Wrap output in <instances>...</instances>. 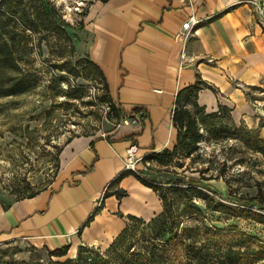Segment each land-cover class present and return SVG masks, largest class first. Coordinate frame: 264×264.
<instances>
[{"label":"crops","instance_id":"0c3cea01","mask_svg":"<svg viewBox=\"0 0 264 264\" xmlns=\"http://www.w3.org/2000/svg\"><path fill=\"white\" fill-rule=\"evenodd\" d=\"M244 1L100 3L82 48L101 71L106 99L120 110L125 123L103 137L71 138L61 150L50 188L0 211V241L23 238L50 251L68 246L72 258L79 247L108 248L128 216L147 222L158 215L162 204L157 194L131 174L119 176L131 143L138 145L142 156L176 144L171 122L176 94L199 76L212 88L198 93V104L207 113L227 107L247 122L255 119L252 108L264 109V95L250 102L243 90H264V25ZM192 12L200 23L185 43L192 62L181 67L182 42L176 36ZM134 109L144 110L147 118L139 120ZM120 191L126 196L117 199ZM105 192L111 195L104 197ZM100 202V212L84 226Z\"/></svg>","mask_w":264,"mask_h":264},{"label":"rangeland","instance_id":"374dc122","mask_svg":"<svg viewBox=\"0 0 264 264\" xmlns=\"http://www.w3.org/2000/svg\"><path fill=\"white\" fill-rule=\"evenodd\" d=\"M11 1V7L0 6V22L16 42L18 69L4 66L0 81L7 87L13 76L28 87L23 94L0 98V211L16 199L50 188L68 140L81 135L103 137L123 124L120 117H105L101 108L105 92L87 66L82 48L103 0ZM243 90L250 102L264 95L259 88ZM225 108L214 119L203 120L199 126L203 140L195 152L150 163L147 175L162 189L166 178L184 181V198L172 192L166 198L174 200L176 213L186 222L187 240L195 239L216 259L226 254L224 264H264V209L245 204L257 194L264 198V129H260L264 109L252 108L255 119L243 122ZM193 113L199 120L204 118ZM194 189L200 198L192 197ZM128 235L116 248L128 244L127 255L133 260L150 230L145 223H134ZM86 249L91 253L86 257L106 255L105 249ZM49 252L31 240L11 238L0 241V264L62 263L76 259L78 253L55 258ZM170 256L177 264V254Z\"/></svg>","mask_w":264,"mask_h":264},{"label":"trees","instance_id":"16d2710c","mask_svg":"<svg viewBox=\"0 0 264 264\" xmlns=\"http://www.w3.org/2000/svg\"><path fill=\"white\" fill-rule=\"evenodd\" d=\"M11 2V0H0V6L11 7ZM104 2H106V0L102 1V3ZM44 12H46V10H44ZM26 22L30 24V30L35 31V26L32 25L33 22L30 20ZM43 23L44 21H42V24ZM6 28L7 25L0 22V73L4 66H7L11 71L18 69V48L11 31H7ZM86 64L100 79L99 85H101L102 90L106 92L107 87L99 68L89 60ZM27 87L28 86L23 79L11 76L8 78L7 87H2L0 81V98L23 94L27 91ZM202 89L212 90L210 86L204 83L199 76H197L193 85L183 88L176 94L174 98V108L171 115L172 125L177 131L176 144L170 150L163 149L157 153H149L147 154L146 159L162 164L165 161L170 162L178 155H190L197 150L198 144L203 140V134L199 132V126L203 120H212L216 117V115H220L221 112L226 111L225 107L218 106L217 111L206 114L205 108L198 104V93ZM101 103H108L111 106L110 108L112 114L108 117L109 120L119 118L120 110L117 107L107 101V99ZM194 110L204 115V118L199 120L196 117V114L193 113ZM132 112L141 121L147 118L145 111L142 109H134ZM260 129H264V126H260ZM129 138L130 137L126 139ZM108 142L111 143L112 141L109 140ZM262 153H264V149H262ZM88 171L89 170H86V172ZM126 174L130 173H122L119 177L125 176ZM166 179L167 180L164 182L165 189H162L161 187L159 188L160 183H157L154 180L145 182L138 179L142 184L150 187L157 194L162 204V211L147 222L140 218L128 216L126 226L113 239L108 248L105 249L104 252L106 255L96 254L94 258L90 256L86 257L84 254L91 253L88 252L86 248L79 247L76 259H68L62 263L54 264H175L174 259L170 256V253L177 254V264H224L223 260L225 259L226 254L220 255L218 257L219 259H216V257L211 255L210 251H205L203 248L199 247L195 239L192 238L187 240L189 235L186 234V222L181 220L180 214L176 213L174 209V200L167 201L168 199L166 198V194L169 192L184 198L183 194L187 191L183 189L184 181L178 178ZM43 190L45 189L32 193L27 197L16 199L15 201L33 198ZM199 193L198 189H194L191 192L192 197L196 198H200ZM110 195V193L105 192L104 197ZM116 196L117 199H120L126 196V193L124 191H120V194H116ZM245 204H256L260 208L264 209V198L257 194L253 198L245 199ZM102 206L103 202H100L99 206L94 208L85 221L84 226H87L94 219L96 214L100 212ZM8 207H3V210H6ZM134 223H145L150 230V236L144 240L143 246L138 249L136 258L130 260V255H127L129 245L126 244L124 247H120L119 249L116 248V246L125 238V236V241L128 237H130L128 233ZM182 246V255H180L179 249ZM68 249V246H63L49 252V255L55 258H63L67 255ZM214 259L215 261H213Z\"/></svg>","mask_w":264,"mask_h":264},{"label":"built area","instance_id":"2783aa9c","mask_svg":"<svg viewBox=\"0 0 264 264\" xmlns=\"http://www.w3.org/2000/svg\"><path fill=\"white\" fill-rule=\"evenodd\" d=\"M252 7L253 14L260 25H264V0H246L244 1ZM200 23V19L192 12L182 24L180 31L178 32L176 38L182 42V49L179 55V64L181 67L191 64L192 59L186 54L185 43L190 38L195 27ZM95 91V88L92 87ZM156 93L161 91L155 90ZM110 104L102 103L101 108L104 110V115L106 118L111 116ZM125 123V121H123ZM146 155L139 154V147L135 143H131L125 150V157L123 160L122 173H130L136 178L142 181H149L146 167L153 163V160L146 159Z\"/></svg>","mask_w":264,"mask_h":264}]
</instances>
